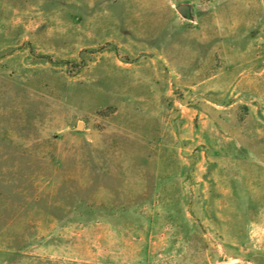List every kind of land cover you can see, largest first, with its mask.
<instances>
[{
	"label": "rangeland",
	"instance_id": "1",
	"mask_svg": "<svg viewBox=\"0 0 264 264\" xmlns=\"http://www.w3.org/2000/svg\"><path fill=\"white\" fill-rule=\"evenodd\" d=\"M0 264H264V0H0Z\"/></svg>",
	"mask_w": 264,
	"mask_h": 264
},
{
	"label": "water",
	"instance_id": "2",
	"mask_svg": "<svg viewBox=\"0 0 264 264\" xmlns=\"http://www.w3.org/2000/svg\"><path fill=\"white\" fill-rule=\"evenodd\" d=\"M188 10H189V7L188 6H180L178 8V11L180 12V14L184 17H187L188 15Z\"/></svg>",
	"mask_w": 264,
	"mask_h": 264
}]
</instances>
